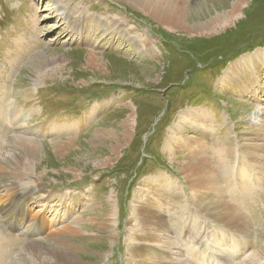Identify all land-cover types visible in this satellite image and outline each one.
<instances>
[{
	"label": "rangeland",
	"instance_id": "obj_1",
	"mask_svg": "<svg viewBox=\"0 0 264 264\" xmlns=\"http://www.w3.org/2000/svg\"><path fill=\"white\" fill-rule=\"evenodd\" d=\"M186 2L0 0V264H264V0Z\"/></svg>",
	"mask_w": 264,
	"mask_h": 264
},
{
	"label": "bare ground",
	"instance_id": "obj_2",
	"mask_svg": "<svg viewBox=\"0 0 264 264\" xmlns=\"http://www.w3.org/2000/svg\"><path fill=\"white\" fill-rule=\"evenodd\" d=\"M125 1L130 2V3H128V4H130V6H132V3H133L134 6H135V9L137 8L138 10H141L142 12H144L145 14H147L148 16L153 17L154 19L158 20L159 22H162L163 24L170 25V26H175L177 28H180V30L182 29L186 33H196V34H201L203 32V30H205V31H211L212 30V27H216V25H220V24H223L224 22L229 21L230 18L234 15V13H236V11H238V9H240V7H241V2H240L239 4L237 3V4H235L232 7L233 9L230 11L229 14H226V15H223V16H219L218 18H214V19L210 20L209 22H207L206 24H201V23H197L196 24V22H195L194 25H188L187 22H186V19H187V15H188V11H189V6H188V3L186 2V0H125ZM73 26L74 27L70 26V29L69 30H71V31H75L76 30L77 31V30H80L81 29V26H79V25H77L75 23L73 24ZM117 29H115V30H117ZM79 34H80V36L82 38H84L83 31H79ZM145 46L147 47V44ZM91 54L92 53H89V59L90 60H93L94 59L93 60L94 62L98 61V58L96 56L91 55ZM134 67L137 68L139 66L134 65ZM189 114L192 115V111ZM200 127L201 126L199 124V129H200ZM189 141H191V140H189ZM179 142H180V144H179L180 146L181 145H184V144L185 145H188L187 140L183 136L179 139ZM27 145L28 146L29 145H32L33 148L35 147L33 144H31V142H28ZM34 149H36V148H34ZM31 150L33 151V149H31ZM115 151L116 150L114 149V152ZM221 151L223 152V150H221ZM201 165H202V162H200V161H198L196 163H192V162H190V163H188V162H182V164H180V167L183 168V169H185L187 172L189 171L190 173H192L194 171L195 172L197 171L199 173H202V171H201L202 170L201 169ZM28 208H29V206L26 207L27 210H28ZM139 213H140L138 215L139 222H140L141 226L143 225L142 228H143L144 231L140 229L138 235H137V233L135 234L134 237H136L138 239V243L145 242L147 239L149 240L150 236H152V235L155 236L156 238H160L161 236L157 235V233L158 232L164 233L165 232V229H166L165 228L166 227V224L164 222V219H163V221H161V219H160V216L161 215H160V213L158 211V208L155 207L153 209V211H151L152 215H150L149 210L146 209L142 205V207H140V209H139ZM235 215L242 221V224L244 226H245V224L246 225L248 224L245 217H243L241 215H238L236 213H235ZM156 220H158V222H156ZM30 222H33V220H31V219L28 220V224ZM109 223H110V221H109ZM156 226L160 227V229L157 228ZM27 227H28V225H27ZM162 228H163V230H161ZM70 233H71V235L77 234L76 231L75 232L74 231L73 232L70 231ZM142 235H144V236H142ZM156 238L152 237L153 241H157ZM161 239L163 240L161 244H164L166 248H169V243L167 242L168 241V238H164V239L161 238ZM230 241H231V239H229V242ZM138 243H136V244H138ZM224 244H225V242L222 241L221 242V246H227V247L229 246L228 243H226L228 245H224ZM141 245L142 244H140V246ZM135 248H136V245L134 247V251H142L140 255H142V258L143 259H145L146 257H149V253H150L149 251H154L152 248L145 249L144 247H142V248H138L137 250H135ZM180 252H181V250H180ZM39 253H41V252H39ZM39 255L41 256V254H39ZM140 255H137L136 252L134 253V256H136V257H140ZM186 255H188V254L185 253V257H179V258H176V259L172 258L171 256L165 255V257H162L163 259H158V256L154 254L153 257H149V259L152 260L156 264H197L196 262H197L198 256H197L196 253H193V255L190 258L187 257ZM186 257H187V259H186ZM140 262H142V261L140 260Z\"/></svg>",
	"mask_w": 264,
	"mask_h": 264
}]
</instances>
